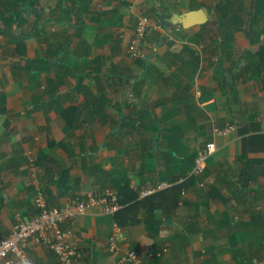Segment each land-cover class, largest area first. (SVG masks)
Wrapping results in <instances>:
<instances>
[{
	"label": "crops",
	"instance_id": "1",
	"mask_svg": "<svg viewBox=\"0 0 264 264\" xmlns=\"http://www.w3.org/2000/svg\"><path fill=\"white\" fill-rule=\"evenodd\" d=\"M231 1L0 0V238L40 192L62 207L112 189L120 211L93 202L76 220L78 264H124L112 235L150 264H264V0H234L236 25L219 10ZM201 7L203 24L166 22ZM141 15L153 24L135 59Z\"/></svg>",
	"mask_w": 264,
	"mask_h": 264
},
{
	"label": "built area",
	"instance_id": "2",
	"mask_svg": "<svg viewBox=\"0 0 264 264\" xmlns=\"http://www.w3.org/2000/svg\"><path fill=\"white\" fill-rule=\"evenodd\" d=\"M153 21L147 15L137 19L135 34L129 44L128 53L132 58H143L142 45L148 36ZM216 150V144L211 141L201 149L195 160V167L191 175L204 173L208 158ZM190 176L181 177L184 183ZM172 186L171 182L159 183L154 187L143 189L139 198H146L160 190ZM185 191L183 190V193ZM101 204L104 213L114 214L123 208L120 195L116 190L105 191L89 190L86 197L67 200L62 207H51L43 192L35 200L37 213L29 218H23L20 213L15 215L12 231L0 238V264H36L30 255L33 245L46 246L58 258L59 264H78L82 254L73 242L76 235L75 223L79 216L87 213L89 203ZM110 250L118 255L119 262L124 264H150L147 258L152 253L143 255L136 250H121L118 236L112 235L109 239Z\"/></svg>",
	"mask_w": 264,
	"mask_h": 264
},
{
	"label": "water",
	"instance_id": "3",
	"mask_svg": "<svg viewBox=\"0 0 264 264\" xmlns=\"http://www.w3.org/2000/svg\"><path fill=\"white\" fill-rule=\"evenodd\" d=\"M208 14L204 8L193 9L186 12H173L171 16L166 18L167 23L180 25L184 28L207 22Z\"/></svg>",
	"mask_w": 264,
	"mask_h": 264
},
{
	"label": "trees",
	"instance_id": "4",
	"mask_svg": "<svg viewBox=\"0 0 264 264\" xmlns=\"http://www.w3.org/2000/svg\"><path fill=\"white\" fill-rule=\"evenodd\" d=\"M195 7H199V6H195ZM219 8H220L219 10H221L222 13L223 12H227V11H228L227 13H229V14L232 13L233 14V17L230 18V19H228V20H229V22H232L233 25H236L240 21V18L238 17V15L243 10L244 7H241V5L237 6L236 5V2H234V0H233L231 2H228L227 5L220 6ZM20 15H22V13H20L18 11V14H16V17H20ZM262 50L264 51V49H262ZM252 170L253 169H251L250 171L252 172ZM204 172H205V170H204ZM246 172H247L246 173V176L250 175V173H248V171H246ZM120 199H121V197H120ZM121 203L123 204V201L122 200H121Z\"/></svg>",
	"mask_w": 264,
	"mask_h": 264
},
{
	"label": "rangeland",
	"instance_id": "5",
	"mask_svg": "<svg viewBox=\"0 0 264 264\" xmlns=\"http://www.w3.org/2000/svg\"><path fill=\"white\" fill-rule=\"evenodd\" d=\"M183 1V0H182ZM209 11H211L210 9H209ZM209 160V159H208Z\"/></svg>",
	"mask_w": 264,
	"mask_h": 264
}]
</instances>
